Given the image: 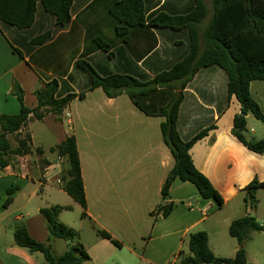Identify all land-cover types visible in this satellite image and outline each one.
Returning <instances> with one entry per match:
<instances>
[{"label": "crops", "instance_id": "crops-1", "mask_svg": "<svg viewBox=\"0 0 264 264\" xmlns=\"http://www.w3.org/2000/svg\"><path fill=\"white\" fill-rule=\"evenodd\" d=\"M118 1L74 0L71 20L62 28L42 9H38L30 30L19 31L0 23V115H18L21 111L18 99L12 95L13 81L23 89L24 104L30 109L38 106L36 90L53 79L60 83L62 97L67 92L85 93L84 98L72 100L60 116L49 113L42 120L30 116L21 131L6 136L15 149L19 138L30 135L32 151L25 156H13L7 167H0V264H43L36 255L39 253L30 254L18 247L9 235L12 230L14 234L17 224H23L37 242L51 245L59 239H49L46 220L40 214L42 208L70 207L69 211L78 209L82 215V207L62 189L69 168L68 158L51 152L69 136H75L81 160L87 201V216H81L82 222L88 220L97 234L89 243L66 242L67 251L76 244L87 251L90 260L82 264H114L117 249L125 247L139 264H169L182 251L188 235L196 230L208 234L216 257L231 259L216 254L211 231L220 226L229 229L236 220L233 216L222 214L213 225L207 226L219 210L213 201L202 199L189 182L177 180L169 197L166 200L162 197V187L175 163L162 138L164 118L140 111L125 91L108 97L102 88L90 90L89 75L77 66L84 59L101 76L130 75L141 81L168 71L190 52L189 29L150 27V21L160 13L186 16L194 10L195 1L142 0L145 24L130 27L126 40L117 35L116 28L122 24L110 13ZM212 1L203 0L207 15L199 25L202 51L204 32L213 18ZM49 30L51 36L47 42L39 46L31 44L34 37ZM99 41L109 48L99 49ZM250 94L264 113V81L251 82ZM183 95L178 118L183 141L215 125L208 136L193 145L190 153L194 165L222 196L221 209L235 208L238 215L243 214L239 218L254 213L261 223L264 214L258 204L264 188L257 192L258 203L253 211L246 208L244 191L254 180L264 182V154L248 150L232 134L234 119L241 115L242 107L235 96L228 98L225 71L218 66L202 68ZM245 119L247 140H262L264 125L251 113ZM12 189V201L5 207L8 191ZM19 201L25 204L13 208ZM168 204H172V212L164 218L159 207ZM64 212L68 211L60 214L59 221L79 230L80 239L84 228L81 224L78 228L77 222L69 217H62ZM143 213L149 214L151 220L148 228L141 230L135 219H140ZM100 230L110 233L122 248L101 238ZM147 233L152 234L147 248L160 243L154 246L153 257L137 255L130 247L133 239L140 240ZM237 250L238 247L233 250L232 258Z\"/></svg>", "mask_w": 264, "mask_h": 264}, {"label": "trees", "instance_id": "trees-1", "mask_svg": "<svg viewBox=\"0 0 264 264\" xmlns=\"http://www.w3.org/2000/svg\"><path fill=\"white\" fill-rule=\"evenodd\" d=\"M74 0H0V23L19 31L30 30L35 23L38 9L55 18L56 26L65 27L71 20ZM194 10L186 16H168L157 14L150 21V27L171 29L188 28L190 32V52L168 71L156 75L148 81L138 80L130 75L113 74L101 76L87 61L80 59L77 66L89 75L90 90L102 88L108 97H116L125 91L134 105L148 116L164 118L161 123V133L164 144L169 148L174 166L169 172L162 187V197L166 200L170 195L172 185L177 180L191 183L204 200L213 201L217 207L224 206V200L194 165L191 149L193 145L209 135L215 129L210 126L197 133L191 140L183 141L178 131V118L183 91L196 73L202 68L218 66L228 77V98L235 96L241 104L242 113H251L264 125V113L250 94V83L255 80L264 81V0H213V18L205 29L201 49L199 25L207 15L203 0H194ZM110 13L122 26L116 28L117 35L126 40L130 27H141L145 24L144 4L142 0H120L110 8ZM124 24V26H123ZM51 31H46L31 40L33 46H39L48 41ZM98 48L105 50L109 45L99 41ZM14 52L23 57L17 49ZM60 83L53 79L44 88L36 90L38 106L30 109L24 104V91L16 82H12V95L15 96L21 111L18 115H0V167L9 165L13 156H25L31 153L32 138L30 135L18 139V147H11L6 139L8 134H16L28 123L30 116L42 120L47 114L60 116L68 104L79 95L67 92L60 95ZM245 117L238 115L234 119L232 134L253 153L264 154V138L258 141H248ZM51 152L60 157H67L69 168L63 178L62 189L82 209V217L86 218L87 206L84 183L82 178L81 160L75 136H69L61 144L53 147ZM37 153H42L37 150ZM264 188V182L252 181L245 189L246 208L255 210L258 199L257 192ZM13 189L8 191L4 204L7 207L11 201ZM172 204L160 206L162 216L167 218L172 212ZM70 207L52 206L42 208L40 214L44 217L49 231V239L59 238L73 242L79 237L78 231L59 221L63 211ZM153 216V214H152ZM264 226L250 214L232 221L229 234L238 242L239 248L234 258L215 257L209 245L206 232L191 233L187 239L189 254L180 251L178 264H247V254L244 246L251 240V233L262 231ZM101 238L111 241L117 248L122 244L107 231L100 230ZM15 244L26 249L30 254L39 253L44 257L43 264H82L90 260V256L81 244L71 246L61 256L53 254L50 244L34 240L23 224H17L14 231Z\"/></svg>", "mask_w": 264, "mask_h": 264}, {"label": "rangeland", "instance_id": "rangeland-1", "mask_svg": "<svg viewBox=\"0 0 264 264\" xmlns=\"http://www.w3.org/2000/svg\"><path fill=\"white\" fill-rule=\"evenodd\" d=\"M260 196H262V197H260V202L258 204V208L264 214V192H261ZM24 204H25L24 202L19 201L18 204H16L17 206H14L13 208H16V207H18L20 205H24ZM215 206L217 207L216 204H215ZM221 208L217 207V209L219 211L217 212V214H215V216L210 221H208L206 223L207 226L213 225L214 221L217 219V217L222 215V214L228 215V216H233V218H235V219H237L243 215L242 213H239V215H238V213H236L235 208H232V207H228V208H224V209H221ZM64 216L69 217L71 220H73L72 222H77L76 226L78 228H79L80 224L82 225V228H84V231H82L80 233V235H81L80 239L79 238L75 239L74 240L75 242L89 243V242H91L92 239H94V238L96 239L97 234L94 232L93 227L90 224V222L88 220H84V222H82L83 219L81 218V211L80 210L76 209L75 211L64 212L62 217H64ZM150 220H151L150 215L143 213V215L140 217V219H138V218L135 219V222L137 221V226L139 227V229L144 230L145 228H148V226L150 225V223H149ZM171 221L175 223V220H173V218ZM261 224H262V226H264V221H262ZM12 231L9 233V235L14 238V234ZM137 231H138V229H137ZM196 231H194V232H196ZM211 232H212L211 233L212 246H213L216 254H220L222 256H227V257L232 258L233 257L232 256L233 250L236 247L239 248V245H238L237 240L230 236L229 229L227 228V226H220L218 230L214 229ZM151 235H152L151 233L150 234L147 233L144 236H142V238L140 237V240L137 237L135 239H133V241H132L133 243H131V245H130L131 249L133 251H135L137 253V255L140 254L142 256L144 255V256H148V257H153L152 256L153 255V248H154V246L160 245V243L156 242L154 244L149 245V247L147 248V243L149 242ZM189 235H188V237H189ZM51 245H52L53 254L56 256H60V255L64 254L68 248L66 241H64L62 239L53 240ZM244 249H245L246 254L248 256L247 259H249L248 264H264V229L262 231L252 232L251 233V240L246 243V245L244 246ZM181 250L184 251L185 253L189 254L188 241H186V243L182 246ZM36 255H38L39 260L44 263V257L41 254H36ZM217 258H219V257H217ZM113 262H115L114 264H139L140 263V261L132 255L131 250L128 247H125L122 249H117L116 253L113 256ZM176 262H177V258L174 257V258L170 259L169 264H178Z\"/></svg>", "mask_w": 264, "mask_h": 264}, {"label": "water", "instance_id": "water-1", "mask_svg": "<svg viewBox=\"0 0 264 264\" xmlns=\"http://www.w3.org/2000/svg\"><path fill=\"white\" fill-rule=\"evenodd\" d=\"M241 115H242L243 117H245V116H246V114H245V113H241ZM250 216H251V217H255V214H254V213H252Z\"/></svg>", "mask_w": 264, "mask_h": 264}]
</instances>
